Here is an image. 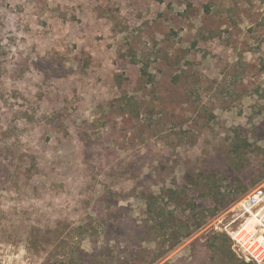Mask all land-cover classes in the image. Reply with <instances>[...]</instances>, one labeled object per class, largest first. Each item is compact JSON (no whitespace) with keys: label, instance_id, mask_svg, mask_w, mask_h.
Listing matches in <instances>:
<instances>
[{"label":"rangeland","instance_id":"rangeland-1","mask_svg":"<svg viewBox=\"0 0 264 264\" xmlns=\"http://www.w3.org/2000/svg\"><path fill=\"white\" fill-rule=\"evenodd\" d=\"M264 0H0V264H255Z\"/></svg>","mask_w":264,"mask_h":264},{"label":"built area","instance_id":"built-area-1","mask_svg":"<svg viewBox=\"0 0 264 264\" xmlns=\"http://www.w3.org/2000/svg\"><path fill=\"white\" fill-rule=\"evenodd\" d=\"M226 231L234 251L246 261L264 264V186L240 197Z\"/></svg>","mask_w":264,"mask_h":264}]
</instances>
